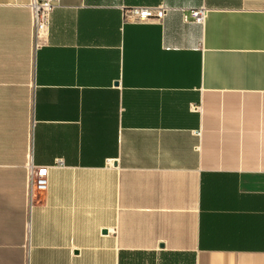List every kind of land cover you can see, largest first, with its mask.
<instances>
[{
    "label": "crops",
    "instance_id": "1",
    "mask_svg": "<svg viewBox=\"0 0 264 264\" xmlns=\"http://www.w3.org/2000/svg\"><path fill=\"white\" fill-rule=\"evenodd\" d=\"M28 3L0 0V264H264V0H60L36 49Z\"/></svg>",
    "mask_w": 264,
    "mask_h": 264
},
{
    "label": "built area",
    "instance_id": "2",
    "mask_svg": "<svg viewBox=\"0 0 264 264\" xmlns=\"http://www.w3.org/2000/svg\"><path fill=\"white\" fill-rule=\"evenodd\" d=\"M60 0H29L32 25V45L33 48L41 46L47 41L51 23L52 12ZM171 9L165 5L147 6L139 5L123 7L124 22L148 23L161 22L168 15ZM186 21L202 22L204 11L192 9L189 13H184ZM30 188L34 191L44 192L48 187V167H29Z\"/></svg>",
    "mask_w": 264,
    "mask_h": 264
}]
</instances>
